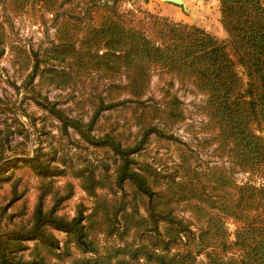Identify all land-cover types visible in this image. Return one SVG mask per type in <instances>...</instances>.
I'll use <instances>...</instances> for the list:
<instances>
[{
	"label": "trees",
	"instance_id": "16d2710c",
	"mask_svg": "<svg viewBox=\"0 0 264 264\" xmlns=\"http://www.w3.org/2000/svg\"><path fill=\"white\" fill-rule=\"evenodd\" d=\"M219 2L225 38L146 10L121 12L117 0H85L79 12L69 15L74 21L59 29L48 55L67 68L45 67L44 77L55 85L93 72L108 79V95L123 93L142 106L136 115L139 136L124 142L114 132L90 134L101 111L125 100L100 99L87 121L55 103L45 104L64 131L72 128L109 153L100 168H59L42 158L44 153L23 159L39 180L37 201L27 225L0 233V264H264V179L239 183L233 175L236 169L257 174L264 168V0ZM38 67L35 56L30 83ZM154 70L205 95L201 109L208 116L207 129L216 131L215 151L228 156L229 167L213 164L198 170L190 155L181 153L162 173L138 157L151 134L173 138L151 122L152 115L169 124L184 118L181 100L169 90L159 114L142 100ZM30 85L28 90L35 91ZM16 160H0V180L8 179L4 175ZM65 169L92 199L89 213L82 204L71 217L58 213L74 194L72 181L62 190L53 183ZM13 191V199L20 196ZM181 204L197 220L196 230L175 212ZM53 230L64 232L65 238ZM101 239L114 242L101 244Z\"/></svg>",
	"mask_w": 264,
	"mask_h": 264
},
{
	"label": "rangeland",
	"instance_id": "374dc122",
	"mask_svg": "<svg viewBox=\"0 0 264 264\" xmlns=\"http://www.w3.org/2000/svg\"><path fill=\"white\" fill-rule=\"evenodd\" d=\"M84 2L85 0H0V160L17 157L14 167L8 169L4 175L8 179L0 180V233L3 235L19 225H27L37 201L39 180L29 167L23 165L24 158L44 153L42 158H48L50 164H56L59 168L87 165L100 168V161L105 160L109 153L106 147H98L86 141L72 128L64 131L61 122L45 104L50 106L55 103L56 107L62 108L66 113L80 116L87 121L100 99L105 103L125 100L101 111L90 129V134L99 136L105 132H114L124 142L139 136L140 126L137 124L136 115L142 106L127 101L128 95L123 93L108 95V79L93 72L75 77L69 84L55 85L44 77L42 71L45 67L67 68L65 62L52 59L48 55L51 46L58 41L59 29L64 23L74 21L69 15L79 12ZM183 2L185 5L163 0H117V8L121 12L146 10L172 21L194 24L220 38L226 37L220 22L219 0ZM81 36L82 32L78 38ZM35 56L38 58L39 67L30 83ZM171 81L174 82L173 86L168 85ZM30 84L35 85V91L28 90ZM37 90L39 94L36 93ZM166 90L181 100L184 118L169 124L165 119L152 115L151 122L158 124L173 138L151 134L142 144L138 157L152 163L162 173L168 172L181 153L190 155V163L198 170L213 164L229 167L228 156L220 157L215 151L217 143L212 138L216 131L207 129L208 116L201 109L205 95L196 91L189 83L181 84L170 75L154 70L142 100L150 105L152 111L159 114L166 106ZM44 96L47 100L43 99ZM67 169L55 176L53 183L62 190L66 181H72L74 194L60 204L58 213L71 217L79 204L87 206L86 212L89 213L93 201L82 191L78 180ZM233 175L239 183L252 180L259 184L264 179V168L257 174L236 169ZM13 188L20 194L14 199ZM99 192L110 197L106 190ZM45 204H50V196H47ZM175 212L190 223L192 230H196L198 222L185 204L177 207ZM227 226L230 231L234 230L231 220H227ZM53 231L61 240L66 236L62 231ZM132 239V235L127 237L129 241ZM100 242L111 244L114 241L101 239ZM25 244L32 243L28 241ZM28 251H24V254ZM198 260L204 261L203 254L198 256ZM64 264H69V261Z\"/></svg>",
	"mask_w": 264,
	"mask_h": 264
},
{
	"label": "water",
	"instance_id": "95a60500",
	"mask_svg": "<svg viewBox=\"0 0 264 264\" xmlns=\"http://www.w3.org/2000/svg\"><path fill=\"white\" fill-rule=\"evenodd\" d=\"M163 1L172 2L174 4L185 5L184 2H183V0H163Z\"/></svg>",
	"mask_w": 264,
	"mask_h": 264
}]
</instances>
